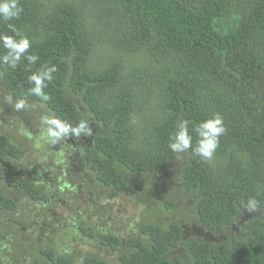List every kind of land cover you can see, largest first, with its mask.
<instances>
[{
  "label": "trees",
  "instance_id": "16d2710c",
  "mask_svg": "<svg viewBox=\"0 0 264 264\" xmlns=\"http://www.w3.org/2000/svg\"><path fill=\"white\" fill-rule=\"evenodd\" d=\"M20 2L24 12L10 23L33 41L40 59L31 71L59 70L46 103L27 95L26 61L14 71L0 65V91L74 126L88 120L96 131L88 174L68 180L76 191L67 194L96 190L93 203L134 196L142 214L135 230L118 232L78 210L49 229V241L11 247L0 264H264V0ZM0 33L12 34L6 22ZM216 112L228 132L215 159L191 151L177 159L167 147L176 122L191 127ZM9 136L0 134V219L16 214L21 195L51 214L56 198L69 204ZM252 196L260 208L242 209ZM67 234L105 256L65 254Z\"/></svg>",
  "mask_w": 264,
  "mask_h": 264
},
{
  "label": "clouds",
  "instance_id": "9594fccd",
  "mask_svg": "<svg viewBox=\"0 0 264 264\" xmlns=\"http://www.w3.org/2000/svg\"><path fill=\"white\" fill-rule=\"evenodd\" d=\"M24 8L20 0H0V21L6 22L11 35L0 33V48L4 51L0 54V65L6 66L8 69L16 70L26 61L30 75L27 80L31 87L28 88L27 95L39 98L41 102H48L52 99L46 91L49 84L54 80V73L59 69L56 64H41L36 71H31V67L35 66L40 57L30 51L33 41L22 34L13 23L19 20ZM7 102L13 107V111L22 112L30 107L27 99L13 98L11 94L6 97ZM135 123V120L132 121ZM191 122L188 120H178L174 129L169 135L168 149L181 159L183 154L191 151L192 155L200 158L203 162H211L215 159L217 149L220 147L221 137L225 136L228 128L225 123L224 116L219 113H213L209 118L201 120L190 127ZM195 133V137L193 136ZM19 135L33 141V147L37 150L45 146H56L66 141L69 136L79 138L81 135H92V129L89 121L85 119L79 120L74 126L73 124L61 120L53 115H43L40 118L39 132L34 134L25 127L19 129ZM195 140V142H194ZM57 166L65 163L64 152L61 150L57 153L55 160ZM59 190L61 192L76 191V187L72 185L63 175L57 177ZM242 209L255 211L260 208V201L255 197H249L246 201H242ZM141 217L135 216L129 224V228L135 230L136 224L140 223ZM3 247H8L3 244ZM67 255H71V250L63 249Z\"/></svg>",
  "mask_w": 264,
  "mask_h": 264
},
{
  "label": "rangeland",
  "instance_id": "374dc122",
  "mask_svg": "<svg viewBox=\"0 0 264 264\" xmlns=\"http://www.w3.org/2000/svg\"><path fill=\"white\" fill-rule=\"evenodd\" d=\"M7 96L6 93L0 91V134H9V137H11L14 143L25 148L27 151L25 159L28 164L39 168V170H43L45 165L50 169L48 170L49 173L44 181V184L47 185V181L50 182V180H56L55 177L58 175V172L54 171L55 166L52 165L54 163V159L52 158H55V156L50 154V152L58 150L60 146L67 148L68 150L69 147L65 146H71V142L67 139L56 146H45L40 150L35 149L33 147V141L19 135V129L25 127L34 134H38L41 116L45 114H53L44 106L30 105L28 109L21 113L31 116L30 118L32 120H21L19 112L16 114H11L12 112H9L10 107L12 106L7 102ZM46 148L52 151L47 154L45 151ZM71 181H77L78 183L81 182V180ZM49 188L51 193L57 190L55 187L50 186ZM85 191H87V193H84ZM67 193H71V191L65 190L62 192L65 196L68 195ZM75 195V193H73V197L68 195L72 198L68 201L69 204L63 203L59 198H56L53 202L54 206L47 209L53 211L52 214L46 211H40L38 207L31 203L26 197L23 195L19 196V208L16 214L11 215V218L15 219V222H9V219H11L9 217L0 219V256H3L7 251L11 250V247L16 250L17 246L23 242H26L29 244V247H31L36 243H45L46 241H49V235L52 231L49 229H55L56 226L54 225L59 224L60 222H69V219L72 216H76L78 210L84 215L95 214L97 218L94 220L91 219L90 222L93 221L96 225L98 224L97 226H117L119 227L117 230L118 232L126 231L135 216H141L142 214V206L135 203L136 197L134 196L130 197L128 195H121L115 201L103 199L102 201L100 200L99 203H93L92 201L89 202L87 199L88 196L97 195L96 190L94 191L87 187L85 190L83 189V192L78 194L77 197ZM39 214L41 215V218H38ZM99 216L104 217V219H99ZM51 218L54 219V221L47 225L48 229L46 232H43L45 230V224L49 223ZM1 238H5L6 242L4 243L1 241ZM65 238L67 240L63 246L66 248L70 247L74 254L79 257L90 252H96L102 256H105L106 254L105 251H100L98 247L93 248L91 243L76 239L70 234H67ZM3 244H7L8 247H3ZM29 260V257L27 258V261L26 259L23 261L21 260V264H31Z\"/></svg>",
  "mask_w": 264,
  "mask_h": 264
},
{
  "label": "flooded vegetation",
  "instance_id": "af4514ba",
  "mask_svg": "<svg viewBox=\"0 0 264 264\" xmlns=\"http://www.w3.org/2000/svg\"><path fill=\"white\" fill-rule=\"evenodd\" d=\"M89 126L92 129V135L90 136L81 135L79 138H76L75 136H71V135L69 136L68 141L71 142L70 143L71 146L70 145L65 146V147H69L68 150L67 148H64L62 146H60L58 150H54V151L48 148L45 149L47 154H49L48 152L52 151L50 152V154H53L55 156V158H52L54 159V163L52 165L55 166L54 171L58 172V175L55 177L56 180H50V182L47 181V185H45L44 183L43 184L47 188H49L50 186L55 187L57 190L55 192L53 191L54 195H56L57 193H62L59 190V183H58L57 177H60L61 175H63L65 179L72 180L71 178L75 176L79 180L82 174L83 175L88 174L84 170V167L87 165V162L85 159V152L87 151L86 148L92 145L94 135L96 134L94 127L91 125ZM61 150L64 152L65 163L62 166H57V164L55 163V160L57 158V153ZM48 170L50 169L46 165L43 170H40L43 181H45V178L47 174L49 173ZM49 191H50V188H49Z\"/></svg>",
  "mask_w": 264,
  "mask_h": 264
}]
</instances>
